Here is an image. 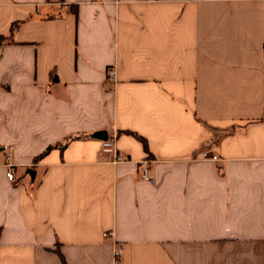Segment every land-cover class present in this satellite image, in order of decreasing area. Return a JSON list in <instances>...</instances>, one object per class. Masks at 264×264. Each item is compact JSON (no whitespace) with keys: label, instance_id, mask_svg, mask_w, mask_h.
Wrapping results in <instances>:
<instances>
[{"label":"crops","instance_id":"1","mask_svg":"<svg viewBox=\"0 0 264 264\" xmlns=\"http://www.w3.org/2000/svg\"><path fill=\"white\" fill-rule=\"evenodd\" d=\"M0 36V264H264V0H0Z\"/></svg>","mask_w":264,"mask_h":264},{"label":"built area","instance_id":"2","mask_svg":"<svg viewBox=\"0 0 264 264\" xmlns=\"http://www.w3.org/2000/svg\"><path fill=\"white\" fill-rule=\"evenodd\" d=\"M106 75L107 78L110 79L111 81L115 80V72L114 69H108L106 71ZM102 150L105 153H109L111 154V156L109 157L108 161L111 163H118L123 161V158L117 153L115 146H114V140L110 139V140H105L102 142ZM201 159L203 161H212V162H217L219 161L218 157L216 155H210V153L208 151H203L201 152ZM6 178L8 181L10 182H14L15 181V177H14V173H13V166L9 163V158L6 157ZM149 163L150 162H144V171H143V179L147 180V181H152L150 176H149ZM102 237L103 238H108L111 237V234L109 232H103L102 233ZM124 244L120 243V242H116L114 244V250H113V259L115 261H117L121 255L124 252Z\"/></svg>","mask_w":264,"mask_h":264},{"label":"water","instance_id":"3","mask_svg":"<svg viewBox=\"0 0 264 264\" xmlns=\"http://www.w3.org/2000/svg\"><path fill=\"white\" fill-rule=\"evenodd\" d=\"M93 138L100 139V140H103V141L107 140V137H106V133L105 132H96L93 135ZM27 174L31 177V179L34 178V172H33V170L28 169L27 170Z\"/></svg>","mask_w":264,"mask_h":264},{"label":"trees","instance_id":"4","mask_svg":"<svg viewBox=\"0 0 264 264\" xmlns=\"http://www.w3.org/2000/svg\"><path fill=\"white\" fill-rule=\"evenodd\" d=\"M13 29H14V27L11 28V31H12ZM7 40H8L7 37L0 36V44L3 43V42H5V41H7ZM53 79L56 80V77H54ZM138 139L141 141L144 150L147 151L146 141H145L143 138H141V137H138ZM48 150H49V148H48Z\"/></svg>","mask_w":264,"mask_h":264}]
</instances>
